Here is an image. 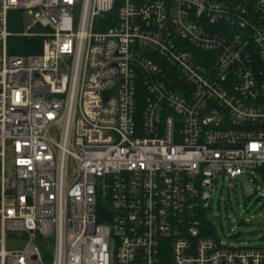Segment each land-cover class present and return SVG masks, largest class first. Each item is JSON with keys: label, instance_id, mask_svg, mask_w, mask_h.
I'll list each match as a JSON object with an SVG mask.
<instances>
[{"label": "built area", "instance_id": "2783aa9c", "mask_svg": "<svg viewBox=\"0 0 264 264\" xmlns=\"http://www.w3.org/2000/svg\"><path fill=\"white\" fill-rule=\"evenodd\" d=\"M246 170L264 0H0V264H264L206 216Z\"/></svg>", "mask_w": 264, "mask_h": 264}, {"label": "rangeland", "instance_id": "374dc122", "mask_svg": "<svg viewBox=\"0 0 264 264\" xmlns=\"http://www.w3.org/2000/svg\"><path fill=\"white\" fill-rule=\"evenodd\" d=\"M208 203L213 236L236 246L264 247V179L258 171L232 179L219 175ZM16 244L8 242V247Z\"/></svg>", "mask_w": 264, "mask_h": 264}, {"label": "trees", "instance_id": "16d2710c", "mask_svg": "<svg viewBox=\"0 0 264 264\" xmlns=\"http://www.w3.org/2000/svg\"><path fill=\"white\" fill-rule=\"evenodd\" d=\"M16 53H30V50H21V48L19 49V50H17V52ZM201 224L203 225V226H207L208 225V221L207 220H205V219H202L201 220Z\"/></svg>", "mask_w": 264, "mask_h": 264}]
</instances>
